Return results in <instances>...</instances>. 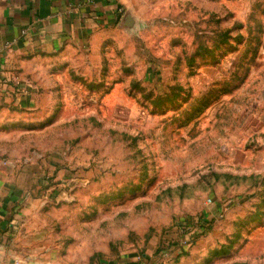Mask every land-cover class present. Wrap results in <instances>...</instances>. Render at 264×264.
Returning a JSON list of instances; mask_svg holds the SVG:
<instances>
[{
  "label": "rangeland",
  "instance_id": "374dc122",
  "mask_svg": "<svg viewBox=\"0 0 264 264\" xmlns=\"http://www.w3.org/2000/svg\"><path fill=\"white\" fill-rule=\"evenodd\" d=\"M21 72L0 92V188L40 253L264 264V0H131Z\"/></svg>",
  "mask_w": 264,
  "mask_h": 264
},
{
  "label": "crops",
  "instance_id": "0c3cea01",
  "mask_svg": "<svg viewBox=\"0 0 264 264\" xmlns=\"http://www.w3.org/2000/svg\"><path fill=\"white\" fill-rule=\"evenodd\" d=\"M130 2L0 0V92L22 86L18 76L28 60L93 42L121 20ZM24 206L18 191L0 188V264H61L39 252L37 239L44 234L23 222Z\"/></svg>",
  "mask_w": 264,
  "mask_h": 264
}]
</instances>
